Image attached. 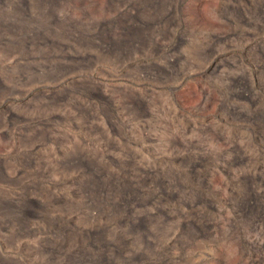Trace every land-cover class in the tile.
Listing matches in <instances>:
<instances>
[{
    "label": "rangeland",
    "instance_id": "374dc122",
    "mask_svg": "<svg viewBox=\"0 0 264 264\" xmlns=\"http://www.w3.org/2000/svg\"><path fill=\"white\" fill-rule=\"evenodd\" d=\"M155 1L0 0L7 264H264V0Z\"/></svg>",
    "mask_w": 264,
    "mask_h": 264
},
{
    "label": "bare ground",
    "instance_id": "6f19581e",
    "mask_svg": "<svg viewBox=\"0 0 264 264\" xmlns=\"http://www.w3.org/2000/svg\"><path fill=\"white\" fill-rule=\"evenodd\" d=\"M151 1H153V0H151ZM158 1L159 0H156L155 2H149V6L156 4ZM143 23L145 25L149 24L148 21H143ZM26 34L23 35L25 38L29 36ZM144 34H145V28H139V27H134L132 29L124 28L120 34L123 38L122 42L121 43L114 42L113 39H110V40L108 39L107 40L108 44L106 47H110L109 50H113V51L124 50L126 52L132 48L133 44H135V43L142 44L144 42V39H145ZM36 36H37V34L35 35V37ZM71 159H72V157H71ZM74 163L78 168H80V170L77 169L79 172L89 173L87 180H85L83 182L82 186H83V189L86 191V195L89 198V200L94 201V205L97 204V202H99V204H100V201L103 199V197L108 198V197H111V196L113 197L116 194H118V191L111 190V188L107 187V185L105 183L106 180L102 178L103 172L99 167H97V168L94 167L95 170L93 171L91 163L84 162L81 160H79V161L75 160ZM1 177H3V174L1 175V168H0V179H1ZM244 189H245V193L240 196V201L242 203L241 206H243V207H241V209H244V210L247 209V211H251L253 209H258L259 207H249L247 205V196L249 198L250 195H249V193H247V190H248L247 186H245ZM103 208L104 207H100V206L89 207V209H91L95 213V216L100 215L102 213ZM108 208H110V210H111L114 207H108ZM39 209H40V207H37L36 203L28 202V201L27 202L26 201L25 202H19L17 205H14V206L13 205L12 206L6 205V207H5V205L3 206L0 204V214H4V215L10 214L12 219H14L16 221L19 220V229L22 228L25 220H27L29 218L38 217ZM93 212H92V214H93ZM134 225L138 226L137 224H134ZM0 264H7V261H3L0 259Z\"/></svg>",
    "mask_w": 264,
    "mask_h": 264
}]
</instances>
